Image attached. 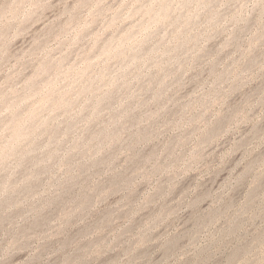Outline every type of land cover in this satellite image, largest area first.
Segmentation results:
<instances>
[{
  "label": "rangeland",
  "instance_id": "374dc122",
  "mask_svg": "<svg viewBox=\"0 0 264 264\" xmlns=\"http://www.w3.org/2000/svg\"><path fill=\"white\" fill-rule=\"evenodd\" d=\"M0 264H264V0H0Z\"/></svg>",
  "mask_w": 264,
  "mask_h": 264
}]
</instances>
